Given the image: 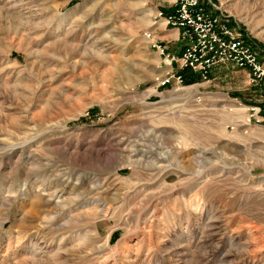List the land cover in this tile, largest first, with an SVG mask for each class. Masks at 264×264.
Masks as SVG:
<instances>
[{
  "label": "rangeland",
  "instance_id": "1",
  "mask_svg": "<svg viewBox=\"0 0 264 264\" xmlns=\"http://www.w3.org/2000/svg\"><path fill=\"white\" fill-rule=\"evenodd\" d=\"M211 2L264 54V0ZM172 6L0 0V264H264L255 93L160 85Z\"/></svg>",
  "mask_w": 264,
  "mask_h": 264
},
{
  "label": "built area",
  "instance_id": "2",
  "mask_svg": "<svg viewBox=\"0 0 264 264\" xmlns=\"http://www.w3.org/2000/svg\"><path fill=\"white\" fill-rule=\"evenodd\" d=\"M173 12H157L153 24L162 21L165 28L176 32L180 54L174 55L154 36L144 34L150 49L154 50L164 66V80H173L183 86L181 72L188 70L208 82L211 74L221 67L244 72L249 89L255 93L256 103L248 108V121L264 122V54L246 36L241 26L221 12L211 0H173Z\"/></svg>",
  "mask_w": 264,
  "mask_h": 264
},
{
  "label": "crops",
  "instance_id": "3",
  "mask_svg": "<svg viewBox=\"0 0 264 264\" xmlns=\"http://www.w3.org/2000/svg\"><path fill=\"white\" fill-rule=\"evenodd\" d=\"M153 29V34L158 38V40L168 49V52L174 55L180 54V43L177 41L176 32L170 28H165V26H161L158 24Z\"/></svg>",
  "mask_w": 264,
  "mask_h": 264
},
{
  "label": "trees",
  "instance_id": "4",
  "mask_svg": "<svg viewBox=\"0 0 264 264\" xmlns=\"http://www.w3.org/2000/svg\"><path fill=\"white\" fill-rule=\"evenodd\" d=\"M173 12V7L168 8L167 10H163L162 13L164 15H169L170 13ZM181 76L183 78V85L184 86H189L195 83H199L200 79L198 76L193 75L191 72H189L188 70H185L183 72H181ZM168 85H164V87H166Z\"/></svg>",
  "mask_w": 264,
  "mask_h": 264
},
{
  "label": "bare ground",
  "instance_id": "5",
  "mask_svg": "<svg viewBox=\"0 0 264 264\" xmlns=\"http://www.w3.org/2000/svg\"><path fill=\"white\" fill-rule=\"evenodd\" d=\"M186 89H187V88H186ZM191 89H193V88H191ZM188 90H190V89H187V91H188Z\"/></svg>",
  "mask_w": 264,
  "mask_h": 264
}]
</instances>
